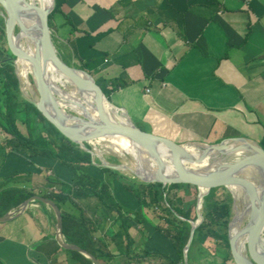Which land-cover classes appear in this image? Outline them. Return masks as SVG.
<instances>
[{
    "label": "crops",
    "instance_id": "1",
    "mask_svg": "<svg viewBox=\"0 0 264 264\" xmlns=\"http://www.w3.org/2000/svg\"><path fill=\"white\" fill-rule=\"evenodd\" d=\"M56 4L55 15L59 13L62 23L60 29L52 26L55 43L61 42L59 57L82 66L77 70L108 91L113 104L143 132L180 144L245 139L264 150V0H57ZM1 139L0 133V143ZM10 153L5 155L0 144V195L19 190L32 193L29 198H48L47 180L73 178L54 160H24ZM89 170L93 179L101 180L95 166ZM79 172L75 178L80 183ZM21 179L31 183L25 185ZM106 181L113 199H125L116 178ZM25 201L15 205L13 200L5 212L0 209V218L11 216L0 221V264H82L77 253L59 245L61 239L74 246L63 233L58 236L53 210L37 200L22 208ZM92 201L81 197L76 203L84 217L92 218L93 226L85 224L82 229L93 231L100 264H127V256L139 261L137 254L143 249L176 260L171 243L153 227L160 214L153 217L145 210L151 225L130 227L127 238L117 217L110 221L107 214L99 216V207L90 210ZM123 205L139 210L135 204ZM60 211L80 215L68 204ZM198 253L196 249L194 261L186 259L187 264H195ZM155 263L151 258L131 264Z\"/></svg>",
    "mask_w": 264,
    "mask_h": 264
},
{
    "label": "water",
    "instance_id": "2",
    "mask_svg": "<svg viewBox=\"0 0 264 264\" xmlns=\"http://www.w3.org/2000/svg\"><path fill=\"white\" fill-rule=\"evenodd\" d=\"M0 8L3 11L2 18L6 53L8 61L13 65L19 93L25 102L36 108L47 124L52 126L53 129L71 143L78 145L83 151L89 153L92 157H96V155L86 149L84 144L88 145L87 143L91 141L111 135L127 139L135 147L140 148L142 152L150 154L156 159V164L158 165L157 175L154 178L141 180L145 184H161L164 197L165 190L170 185L192 186L198 190L196 201L197 220L195 222L187 221L191 229L187 244L183 249L185 264H187V252L193 241L195 231L203 221L202 217L198 214L200 205L203 199L212 191L226 194L225 196L231 201L226 234L232 262L234 264H264V190L258 192L243 180L234 178L237 170L248 165L259 166L264 175V150L257 143L250 140L238 139L225 141L218 145H210L202 142L180 144L170 138L159 137L141 131L121 109L113 104L108 91L98 85L89 74L68 66L59 57L55 43V32L50 20V15L55 9V0H52L51 7L47 9L28 5L24 0H0ZM29 16L33 17L37 25V28L30 34L33 50L32 56L25 52L19 44L20 35L26 34L20 20ZM21 60L32 66L31 85L35 93L34 100L30 98L32 93L30 92L28 95L24 90L22 78L19 75L17 63ZM55 70L69 78L70 81L85 85L95 95L101 96L115 112H112L110 109V116L102 107V109L98 110L100 120L81 118L73 114L66 116L64 114L71 119L70 121H64V117L54 115L48 107V98L52 92L49 85L51 81L50 73ZM79 73L83 74V77ZM122 113L128 119L127 122H120L119 118ZM74 121L76 124H66L67 122ZM232 144L235 146L239 145V147H256L260 154L251 153V155L242 158L234 164H226L221 161L223 157H220V154L218 155L217 153L227 152L229 148L226 147ZM187 152L190 155L197 156L201 160V163L206 162L208 163L207 165L210 164V167H206L210 173L205 175L188 174L181 163L183 157H188ZM164 153H169L174 170L176 174H179V177L167 178L165 176L162 168L163 165L160 161V154ZM218 157L222 163L218 160ZM100 166L121 172V165L114 166L100 161ZM231 187H236L242 191L244 196H236ZM34 200L43 203L53 210L58 236L62 238V214L58 205L53 200L44 196H33L22 204V208H25ZM241 205H246L249 212V219L242 231L233 233L235 224L237 225L239 223L237 217L240 213ZM10 218L11 216L7 215L0 218V221L6 222ZM176 218L179 217L176 216ZM59 245L62 248L82 255L92 264H100L92 254L77 246L68 245L61 239L59 240Z\"/></svg>",
    "mask_w": 264,
    "mask_h": 264
},
{
    "label": "trees",
    "instance_id": "3",
    "mask_svg": "<svg viewBox=\"0 0 264 264\" xmlns=\"http://www.w3.org/2000/svg\"><path fill=\"white\" fill-rule=\"evenodd\" d=\"M57 11H59V8L56 9L55 7V10L50 15V20H52L54 13ZM3 41L5 42L3 18L0 17V77L4 82L6 81L5 79L8 78L5 84L6 98L4 109H0L1 149L4 150L5 153H17L21 151L26 153L28 158L39 157L43 160L58 161L61 166L71 172L73 178L71 177L66 181L58 178L54 181L51 179L47 180L50 186L60 188L48 195V198L53 200L60 210L63 205L68 204L77 207L80 211L78 218L71 217L62 211V233L66 241L74 246L80 247L86 252L92 253L94 257H99L97 255V250L93 247V231L91 232L88 228H85L86 230L82 229L85 224H87V226H93V224L92 218L84 217V212L81 210L82 208L76 203L77 199L81 197H96L108 213L111 214L115 212L117 214L116 222L120 225V228L123 229L122 235L127 238L128 229L130 227L143 224L144 222L150 224L145 210L150 211L154 208V205H161V214L159 216L153 215V217L158 216L156 220L159 224L153 227L171 243L176 253V260H172L167 255L160 252L146 249H143L140 254H137L140 259L138 260L143 261L152 258L155 260V264H184L183 249L187 244L191 229L187 221H193L192 215L196 210V201L198 197L196 194L197 189L186 185H170L167 187L164 197L162 185L159 183L145 184L132 182V184H128L120 172L103 168V173L110 172L119 178L117 181L125 199H121V201L115 199L116 202L114 203L111 200L113 199L112 196L107 192V187L88 174V170L92 166L90 154L83 151L80 153L76 152L75 149H77V145L71 143L53 129L52 126L47 124L34 106L25 102H22V106L18 104L13 95L10 94L9 89H14L15 91L18 89V82L14 75L13 67L8 61ZM18 113L24 115L23 121L17 119ZM36 123H39L41 126ZM20 126L25 128L26 133L22 132ZM79 171V180L83 181L88 178V180L94 182V184H90L94 188L88 190L85 184L77 182L75 190H73L72 184L76 182L75 176ZM98 185H101L99 191L95 189ZM104 191L110 199L108 203L103 197ZM31 195L32 193L25 191L8 190L5 194L0 195V209L3 208L5 212L12 204L13 200L15 201V205H17L19 202L25 201L31 197ZM224 197V200L218 199L217 192L212 191L203 199L204 206L202 207V214L204 221H202L201 225L195 231L193 241L187 252L186 259L188 263L194 261L193 254L194 251L198 249V246L204 247L203 243L205 244L206 241L202 242V238L199 239L203 228L211 231V233L207 232L206 235L211 239H216L215 242L218 245V249L225 248L229 250L226 229L230 215L231 201L227 196ZM164 198L166 199L167 205L172 210V214L165 209ZM175 202L180 204L179 208L176 207ZM124 203H129L130 205L135 204V206H138L139 210L136 212L127 210L123 205ZM122 212H127L128 214H123ZM176 216L183 219V221L178 220ZM207 244L208 242H206V247ZM127 257V264L139 262L134 261L135 258L132 256ZM75 258L82 264H92L80 254H76ZM229 258L231 257L229 256Z\"/></svg>",
    "mask_w": 264,
    "mask_h": 264
},
{
    "label": "bare ground",
    "instance_id": "4",
    "mask_svg": "<svg viewBox=\"0 0 264 264\" xmlns=\"http://www.w3.org/2000/svg\"><path fill=\"white\" fill-rule=\"evenodd\" d=\"M28 5L35 7H42L44 9L50 8L52 4V0H24ZM23 28L26 31L25 35H20L19 44L25 52H27L30 56L33 55V50L31 47L30 34L33 32L37 25L35 24V20L32 16L24 17L20 20ZM19 69V75L22 78V82L24 85V90L29 95V88L31 85V75H32V66L24 61H18L17 63ZM80 76L83 74L79 73ZM83 77V76H82ZM50 88L51 93L49 96V104L48 107L50 111L54 115H58L59 117H64V121H70L71 119L66 116H71L70 114L76 115L78 117L91 118L94 120H100L98 110L105 109L107 113H110L111 107L106 103L105 100L99 95H95L89 88L85 85L78 84L70 81L69 78L64 76L59 71L55 70L50 73ZM67 88H70V92H65ZM31 99L34 100V96H30ZM112 110V109H111ZM112 112H115L112 110ZM66 116H65V115ZM115 114V113H114ZM111 116V115H110ZM119 118L120 122H127L128 119L125 117V114L122 113ZM66 124L73 125L76 122H67ZM88 146L93 148L92 153L96 155V158L99 161L107 162L104 160L103 155L100 151L101 149H106L113 152L115 155L121 157L123 159L120 164V171L124 172L128 178L132 180H136L140 183H143L141 179H149L154 178L158 172V165L156 164V159L152 157L150 154L142 152V150L138 147H135L134 144L129 142L127 139L111 135L107 137H103L101 139H97L87 143ZM254 147V145L252 144ZM229 150L225 153H217L221 158V161L226 164H234L242 158L258 153L260 154L258 148L251 146H235L230 145ZM188 157L182 158V167L187 171V173H191L193 175H205L210 173L206 167H210L211 165H207L208 163L202 162L197 158V156L190 155L188 152L186 153ZM172 158V157H171ZM197 158V159H195ZM219 160V157H218ZM160 161L163 165V171L167 178H177L179 174H176L174 167L172 165V161L170 160L169 153L160 154ZM220 161V160H219ZM220 161V162H221ZM221 162V163H222ZM140 177V178H138ZM234 178L243 180L249 186H251L254 190L258 192H262L264 190V175L261 172L259 166L257 165H248L240 168L234 175ZM233 192H235L236 196H244L242 191L237 189L236 187H231ZM249 207V206H247ZM240 213L238 215L239 223L234 227L233 233H238L243 230L248 219L249 212L246 208V205L240 206ZM264 239V238H263ZM264 245V241H263Z\"/></svg>",
    "mask_w": 264,
    "mask_h": 264
},
{
    "label": "rangeland",
    "instance_id": "5",
    "mask_svg": "<svg viewBox=\"0 0 264 264\" xmlns=\"http://www.w3.org/2000/svg\"><path fill=\"white\" fill-rule=\"evenodd\" d=\"M55 3H57V0H55ZM57 8H59L58 7V5L56 4V9ZM55 10V9H54ZM2 14V12L0 11V15ZM2 16V15H1ZM0 16V17H1ZM51 23H52V25H54L55 27H56V29H60V24L62 23V18L60 17V15H59V13H57L56 15H55V13H54V15H53V17H52V20H51ZM55 35V34H54ZM55 38H56V36H55ZM3 43H4V45H5V50H6V42H4L3 41ZM59 43H60V45H61V42H59L58 41V39H56V48L58 49L59 47H58V45H59ZM69 51V50H68ZM62 57H63V55H62ZM8 58V57H7ZM64 62H66L69 66H73V67H75L76 69H81L82 68V66H80V65H78L77 63H74L73 64V62H72V60H70V62H68L67 61V59L66 58H63L62 59ZM11 65H12V63H11ZM12 67H13V65H12ZM14 71V70H13ZM80 71H83V70H80ZM15 75V74H14ZM6 81L8 80V78H6L5 79ZM6 81L4 82L3 80H2V78L0 77V109L2 110V109H4L3 107H4V104H5V98H6V92H5V90H6V88H5V84H6ZM69 89L70 88H67V90H65V92H70L69 91ZM10 91V94H12L13 95V97L15 98V100H16V102L18 103V104H20V105H22L23 106V104H22V102H25L24 101V99L21 97V95H20V93H19V89H17L16 91L14 90V89H9ZM29 93L31 92L32 93V96H35V93H34V91H33V89H32V86L29 88V91H28ZM25 103H27V102H25ZM33 116V115H32ZM17 119L19 120V121H23V119H24V115L23 114H20V113H18V115H17ZM132 121H133V123H134V125H136V127H140L137 123H136V121L135 120H133L132 119ZM37 125H39V126H41L39 123H36ZM142 128V127H141ZM141 128H139V129H141ZM20 129L22 130V132L23 133H26L25 132V128L24 127H22V126H20ZM143 129V128H142ZM142 129H141V131H142ZM85 145V147H86V149H88V150H90L91 152L93 151V148L91 147V146H88V145H86V144H84ZM75 151L76 152H78V153H80L81 151H83L78 145H77V149H75ZM100 151H101V153H102V155H103V158H104V160L105 161H107V163L108 164H110V165H114V166H117V165H120L121 163H122V161H123V159L121 158V157H119V156H117V155H115L113 152H111V151H109V150H106V149H101L100 148ZM83 152H85V151H83ZM85 153H87V152H85ZM10 154H12V155H16V154H18L19 155V158H22V159H24L25 160V156H26V153H24V152H17L16 154L15 153H10ZM89 154V153H88ZM5 155H6V153H5ZM23 155V156H22ZM91 156V155H90ZM26 159H38V160H42V158H39V157H33V158H28L27 156H26ZM110 159H112V160H110ZM95 160V161H94ZM56 162H58V161H56ZM59 163V162H58ZM91 163H92V166H95V169H97L98 171H97V176H101V180H100V182H101V184H104L106 187H107V189H108V187H109V184H108V181H106L107 179H113V178H116V179H118L119 180V178H117L116 176H114L112 173H110V172H108V173H104L105 174V176L103 177V179H102V176H103V173H102V169L103 168H107V167H101L100 166V161L96 158V157H92L91 156ZM60 164V163H59ZM94 164V165H93ZM107 169H109V168H107ZM81 171H84V170H81ZM114 171V170H113ZM94 174V172L93 171H90V170H88V174H90V175H92V174ZM79 174H80V172H79ZM120 174L126 179V182L128 183V184H132V182H138V181H136V180H132V179H130V178H128V176H126L125 175V173L124 172H120ZM95 175V174H94ZM62 177H63V179H65V175H63L62 174ZM47 178H49V177H47ZM78 178V177H77ZM123 178V179H124ZM85 179H86V175H85ZM22 181H21V183H25V185H28V184H30L31 183V181L28 179V181H26L25 179H21ZM54 180H56V178H54ZM87 180V181H86ZM86 180H83V181H81V183L82 184H85L87 187H86V189H92V188H94L92 185H90V184H94V182L93 181H91V180H88V178L86 179ZM97 180H99V179H97ZM76 183H77V181L74 183V184H72V186H73V190H75V185H76ZM154 184H156V183H154ZM46 188H45V190H46V192L48 193V194H52L55 190H57V189H60V188H57V187H53V186H50L48 183H47V181H46ZM100 186L101 185H98V187L97 188H95V189H97L98 191L100 190ZM167 190V189H166ZM166 190H165V193H166ZM163 191V190H162ZM175 194V193H174ZM197 196H198V190H197ZM226 194H224V193H222V192H217V198L218 199H221V200H224V196H225ZM103 197L105 198V200H106V202L108 203L109 201H110V199L108 198V195L104 192L103 193ZM91 198H92V202H90L89 203V208H90V210L91 211H93L94 209H96L97 207H99L100 208V211L98 212V214H99V216H102L103 214L104 215H106L107 214V216H109L108 218H109V220L111 221V219H112V216L113 217H117L116 216V213L115 212H112L111 214L110 213H107L106 212V210L103 208V207H101V204H100V202H99V200H97L96 199V197H93V196H91ZM113 198V197H112ZM114 203L116 202V200L115 199H111ZM174 200V199H173ZM80 204L81 205H83V207H84V201H80ZM169 204V203H168ZM175 204H176V207L177 208H179L180 207V204L179 203H177V202H175ZM170 205V204H169ZM196 206H197V204H196ZM204 205H203V202L201 203V205H200V209H199V212H198V214L202 217V220L204 221V219H203V214H202V211H203V209H202V207H203ZM164 207H165V209L167 210V211H170V213L172 214V210L170 209V207L167 205V202H166V199L164 198ZM87 208V207H86ZM173 208V207H172ZM150 211H152L154 214H156V215H159V214H161V212H162V210H161V205L160 206H158V205H154V208H152V210H150ZM192 217H193V221L195 222L196 220H197V212L195 211L194 213H193V215H192ZM181 219V218H180ZM180 219H178V220H180ZM156 220V219H155ZM192 221V222H193ZM163 227H164V225H163ZM202 230V229H201ZM207 232L209 233H211V231L210 230H208V229H206V228H203V230H202V234L199 236V239L200 238H202V242H208V244H207V247L205 248V247H201L200 245L198 246V249H199V251H200V253H198L199 254V258H198V260L195 262V264H234L233 262H232V259L231 258H229V256L231 257V255H230V251L229 250H226L225 248H219L218 249V245L216 244V242H215V240L212 238H209V237H207ZM221 232V231H220ZM229 255V256H228Z\"/></svg>",
    "mask_w": 264,
    "mask_h": 264
},
{
    "label": "clouds",
    "instance_id": "6",
    "mask_svg": "<svg viewBox=\"0 0 264 264\" xmlns=\"http://www.w3.org/2000/svg\"><path fill=\"white\" fill-rule=\"evenodd\" d=\"M1 17H2V16H1ZM178 219H180V217H179ZM180 220L183 221V219H180ZM200 225H201V224H200ZM200 225H199V226H200ZM199 226H198V227H199Z\"/></svg>",
    "mask_w": 264,
    "mask_h": 264
},
{
    "label": "flooded vegetation",
    "instance_id": "7",
    "mask_svg": "<svg viewBox=\"0 0 264 264\" xmlns=\"http://www.w3.org/2000/svg\"><path fill=\"white\" fill-rule=\"evenodd\" d=\"M0 11H1V12H2V14H3V11L1 10V8H0ZM2 14H1V15H2ZM1 15H0V16H1Z\"/></svg>",
    "mask_w": 264,
    "mask_h": 264
}]
</instances>
